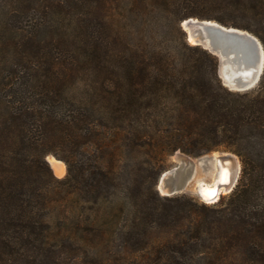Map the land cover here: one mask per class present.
Masks as SVG:
<instances>
[{
    "label": "trees",
    "instance_id": "1",
    "mask_svg": "<svg viewBox=\"0 0 264 264\" xmlns=\"http://www.w3.org/2000/svg\"><path fill=\"white\" fill-rule=\"evenodd\" d=\"M190 17L264 46V0H0V264H264V71L230 89ZM218 149L228 196L160 193Z\"/></svg>",
    "mask_w": 264,
    "mask_h": 264
},
{
    "label": "water",
    "instance_id": "2",
    "mask_svg": "<svg viewBox=\"0 0 264 264\" xmlns=\"http://www.w3.org/2000/svg\"><path fill=\"white\" fill-rule=\"evenodd\" d=\"M212 23H215L218 26L213 25ZM181 26L185 30L189 42L192 43L190 39V31L192 30L193 35L200 38L198 43L193 44L203 46L218 57L219 75L226 86L232 90L244 91L252 89L258 84L264 71V46L256 35L245 29L223 25L216 20L200 19L197 17L184 19L181 22ZM244 32L257 37L260 40L262 45V55L258 50H255L254 48L252 50L247 42L244 41ZM236 49L243 52L245 56L243 59L246 60L251 68L249 67L250 71L244 74L237 72L233 77L227 78L222 74L224 59L225 57H230V54ZM233 82L240 83V85L235 86L232 84ZM183 167L184 166L178 163L173 168L166 170L158 181V189L162 191L161 187L165 188L167 191L163 193L166 195L176 194L181 188V184L175 182V179L181 174Z\"/></svg>",
    "mask_w": 264,
    "mask_h": 264
},
{
    "label": "bare ground",
    "instance_id": "3",
    "mask_svg": "<svg viewBox=\"0 0 264 264\" xmlns=\"http://www.w3.org/2000/svg\"><path fill=\"white\" fill-rule=\"evenodd\" d=\"M212 24L218 26L215 23ZM244 38V41L247 42L248 46L252 50L254 48L255 50H258L259 53L262 55V45L257 37L252 36L247 32H244ZM190 39L192 43H198V40H200V38L195 37L193 35L192 30L190 31ZM230 55V57H225L222 67V74L225 75V77L230 78L233 77V75L237 72L240 74H244L250 71L251 67L249 64H247L246 60L243 59L245 56L241 50L236 49ZM232 84L235 86L240 85V83L237 82H233ZM222 157L227 161L225 162V164L221 165L223 167L219 170L216 180L213 181V183H208L202 178V180H200L198 184L195 185V189L198 194L206 201H217L220 195L222 194V191H230L235 184L240 169L239 161L236 155L232 153L223 154ZM48 160L50 161L52 168L56 171L58 175H62L66 171V163L63 160H60L53 155H49ZM161 190L164 193L167 191L165 188L162 187Z\"/></svg>",
    "mask_w": 264,
    "mask_h": 264
},
{
    "label": "rangeland",
    "instance_id": "4",
    "mask_svg": "<svg viewBox=\"0 0 264 264\" xmlns=\"http://www.w3.org/2000/svg\"><path fill=\"white\" fill-rule=\"evenodd\" d=\"M226 153H232V154L236 155V157L239 161V164H240L239 165L240 169H239V172H238L234 186L228 192H224L225 190L222 191V194L220 195L218 200H220L224 196H228L238 185L241 174H242L243 166H242V161H241L240 157L236 153H234L233 151L226 150V149L214 150L212 152L206 153V154L201 155L199 157H194V156L188 155L184 152H178L177 151L170 158L171 166L169 169L173 168L178 163L184 167L181 171V174L178 175V177L175 179V182H178L181 184V186H180L181 188L179 189V191L176 194H172V195H179V194L180 195L181 194L188 195L190 197H193L195 200L199 201L200 203L213 204V203L217 202L218 200L215 202H210V201L204 200L196 191L195 185H197L198 182L200 180H202V178L204 181H207L208 183H213V181L216 180L219 170L223 167L221 165L225 164V162L227 161L226 159H223V157H222V155L226 154ZM47 159H48V156H47ZM53 171L57 177L62 178L67 174V165H66V171L62 175H58L54 169H53ZM160 193L164 194L162 191H160ZM164 195H166V194H164Z\"/></svg>",
    "mask_w": 264,
    "mask_h": 264
}]
</instances>
